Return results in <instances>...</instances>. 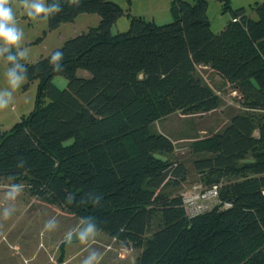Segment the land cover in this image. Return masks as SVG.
<instances>
[{"label": "trees", "instance_id": "16d2710c", "mask_svg": "<svg viewBox=\"0 0 264 264\" xmlns=\"http://www.w3.org/2000/svg\"><path fill=\"white\" fill-rule=\"evenodd\" d=\"M53 2L62 11L47 17L48 30L86 12L100 20L46 56L19 61L24 87L37 80V94L27 116L0 129V177L27 178L36 195L79 218L82 233L91 225L139 249L135 264H264V1L256 19L229 8L219 32L207 0H171V20L130 16L123 32L112 31L125 14L114 0H46ZM57 50L62 71L50 64ZM17 53L4 51L8 68ZM202 66L236 90L243 111L190 143L191 153L204 154L192 161L206 175L200 182L218 184L219 201L189 215L180 192L162 191L185 173L171 160L174 142L150 126L176 111L218 108L222 91L198 75ZM154 214L162 222L147 236Z\"/></svg>", "mask_w": 264, "mask_h": 264}, {"label": "rangeland", "instance_id": "374dc122", "mask_svg": "<svg viewBox=\"0 0 264 264\" xmlns=\"http://www.w3.org/2000/svg\"><path fill=\"white\" fill-rule=\"evenodd\" d=\"M114 1L125 10V14L112 26L114 32L126 31L130 16H141L157 23L171 20V0ZM263 1L207 0L211 30L219 32L227 25L231 20L229 8L244 7L246 14L256 19L255 4ZM11 7L16 14L17 26L24 34L20 46L13 49L17 52L27 51V61H36L46 56L52 49L61 46L66 39L96 26L100 20L98 14L86 12L79 14L72 22H65L56 29L48 30L47 18L30 20L19 0H11ZM4 47L0 44V94H4L7 107L0 109V129L7 131L21 117L27 116L33 110L38 83L34 80L25 88L24 80L19 88L10 87L6 75L8 67L3 55ZM197 72L211 87L222 91L218 108L201 114L176 111L150 126L152 131L165 133L172 139L175 151L170 155L171 160L182 163L185 169L181 181H170L162 187V191L167 195H177L185 185L204 182L206 175L192 165L196 157L204 154L191 153L190 143L194 139L221 131L234 114L243 111L226 83L213 70L202 66ZM80 73L86 74L87 71L80 70ZM54 81L61 87L66 83V79L60 75H56ZM9 92L12 93L10 97L7 95ZM227 178H224V181L228 180ZM14 185L19 187L14 189ZM161 222L160 215L154 214L146 229V235L150 236ZM82 231L79 218L48 198L36 195L27 178L0 177V264H85L89 260L91 264H115L109 255L122 242L95 229L85 240H76ZM63 243L66 244L62 245ZM121 252L124 257L123 264H135L139 249L123 247Z\"/></svg>", "mask_w": 264, "mask_h": 264}, {"label": "clouds", "instance_id": "9594fccd", "mask_svg": "<svg viewBox=\"0 0 264 264\" xmlns=\"http://www.w3.org/2000/svg\"><path fill=\"white\" fill-rule=\"evenodd\" d=\"M20 6L24 9L26 16L33 21L41 18H47L62 11L61 5L53 2L51 5L46 3V0H19ZM70 5L78 4L79 0H68ZM23 30L17 26L16 14L11 7V0H0V44L5 47L3 51H10L12 48H18L23 41ZM27 51H20L17 55H8L7 63L12 67L6 70L7 81L12 89H17L21 86L26 79L24 73L27 69L22 67L19 63L20 60L26 59ZM64 53L62 51H55L51 56L50 64L54 65V70L62 71ZM4 94H0V109L7 107V101L3 98ZM10 97L11 92L7 93ZM19 186L14 185L16 189ZM93 232V227L90 225L85 233L81 234V240L86 238L87 233ZM85 264H91L90 260Z\"/></svg>", "mask_w": 264, "mask_h": 264}, {"label": "built area", "instance_id": "2783aa9c", "mask_svg": "<svg viewBox=\"0 0 264 264\" xmlns=\"http://www.w3.org/2000/svg\"><path fill=\"white\" fill-rule=\"evenodd\" d=\"M215 91L221 95L220 90L215 89ZM230 92L233 95H236L237 93L236 90H232ZM168 178L169 176L166 178V180ZM218 189L219 185L215 183L206 185L201 182H197L190 185H185L180 190V195L182 197V203L187 214L194 215L212 208L219 201ZM121 251L122 248L119 252L120 255L123 254Z\"/></svg>", "mask_w": 264, "mask_h": 264}, {"label": "crops", "instance_id": "0c3cea01", "mask_svg": "<svg viewBox=\"0 0 264 264\" xmlns=\"http://www.w3.org/2000/svg\"><path fill=\"white\" fill-rule=\"evenodd\" d=\"M77 18V17H76ZM75 18V19H76ZM200 68V67H199ZM63 87V86H62ZM111 244V243H110ZM122 243H120V245H119V247L118 248H116L115 247V249L116 250H113V252L109 255V258L111 259V260H113L114 261V263L115 264H123V258L124 257H122L120 254H119V249L120 248H123V247H125L126 249H127V247L126 246H124L123 244L121 245ZM107 250H109V249H107ZM123 255V254H122Z\"/></svg>", "mask_w": 264, "mask_h": 264}]
</instances>
